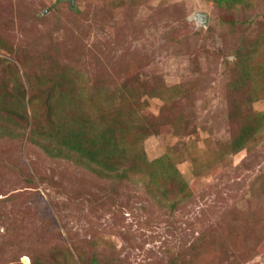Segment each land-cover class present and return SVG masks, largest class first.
Returning <instances> with one entry per match:
<instances>
[{
  "label": "rangeland",
  "instance_id": "374dc122",
  "mask_svg": "<svg viewBox=\"0 0 264 264\" xmlns=\"http://www.w3.org/2000/svg\"><path fill=\"white\" fill-rule=\"evenodd\" d=\"M53 81L124 139L153 125L139 145L171 159L187 197L170 207L178 189L162 171L158 203L148 178L113 181L44 150L31 133L47 126ZM25 258L264 264V0H0V264Z\"/></svg>",
  "mask_w": 264,
  "mask_h": 264
},
{
  "label": "trees",
  "instance_id": "16d2710c",
  "mask_svg": "<svg viewBox=\"0 0 264 264\" xmlns=\"http://www.w3.org/2000/svg\"><path fill=\"white\" fill-rule=\"evenodd\" d=\"M213 1L218 4L234 3V0ZM237 57L242 65L247 59L241 51L238 52ZM248 77V69L243 67L238 76V82L244 84ZM4 87L6 90L7 87ZM14 90L18 100L22 102V107H19L21 102H17L14 112L16 116L23 118L26 112L23 104L24 87L19 81H15L12 88L7 89L6 93L8 91L14 92ZM19 90L22 91L18 92ZM16 96L15 99L17 100ZM163 100L165 99L163 98ZM45 109L47 126L45 129L41 125L40 127L37 126L31 133L33 138L39 139L44 150L55 152L61 157H69L97 176L113 181L130 180L132 174L137 175L138 178H148L151 186L148 188L153 189H149L148 192L158 203L160 200L156 198L157 194L165 198L168 193L167 190H161V187L156 186L158 174L162 171L164 176L178 189V195L175 196L178 200L171 202L170 207L177 206L184 197H187V183L179 177L178 171L170 163L171 159L165 155L154 161H148L145 152L139 145L146 135L157 133V130L152 127L153 125L147 126L136 122L131 125L128 138L124 139L125 131L123 129L120 130V128L112 125L100 127L93 125L87 116V111L70 105L64 89H61L59 84L54 81L49 86V92L45 99ZM33 118L38 119L36 110H33ZM155 126L156 128L159 127L156 124ZM249 132L250 126L245 128L243 133L231 143L230 148L235 151L243 148L247 143L245 135H249ZM116 135L122 137V140L116 142ZM32 264L41 263L32 260Z\"/></svg>",
  "mask_w": 264,
  "mask_h": 264
},
{
  "label": "water",
  "instance_id": "95a60500",
  "mask_svg": "<svg viewBox=\"0 0 264 264\" xmlns=\"http://www.w3.org/2000/svg\"><path fill=\"white\" fill-rule=\"evenodd\" d=\"M70 2L73 3L74 0H70ZM198 16H200V18L204 19V21H207L208 20V17L206 15L199 14Z\"/></svg>",
  "mask_w": 264,
  "mask_h": 264
},
{
  "label": "bare ground",
  "instance_id": "6f19581e",
  "mask_svg": "<svg viewBox=\"0 0 264 264\" xmlns=\"http://www.w3.org/2000/svg\"><path fill=\"white\" fill-rule=\"evenodd\" d=\"M25 264H29V260L27 258L24 259Z\"/></svg>",
  "mask_w": 264,
  "mask_h": 264
}]
</instances>
